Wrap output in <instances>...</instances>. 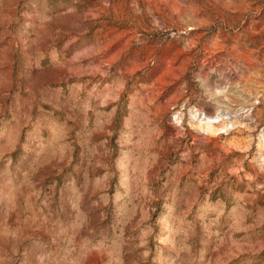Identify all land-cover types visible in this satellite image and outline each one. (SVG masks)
<instances>
[{
	"label": "rangeland",
	"instance_id": "374dc122",
	"mask_svg": "<svg viewBox=\"0 0 264 264\" xmlns=\"http://www.w3.org/2000/svg\"><path fill=\"white\" fill-rule=\"evenodd\" d=\"M0 264H264V0H0Z\"/></svg>",
	"mask_w": 264,
	"mask_h": 264
}]
</instances>
